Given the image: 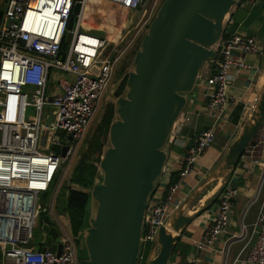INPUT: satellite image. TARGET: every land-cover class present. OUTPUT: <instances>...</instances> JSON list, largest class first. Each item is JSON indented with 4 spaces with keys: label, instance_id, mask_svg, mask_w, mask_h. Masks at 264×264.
<instances>
[{
    "label": "built area",
    "instance_id": "obj_1",
    "mask_svg": "<svg viewBox=\"0 0 264 264\" xmlns=\"http://www.w3.org/2000/svg\"><path fill=\"white\" fill-rule=\"evenodd\" d=\"M102 1L119 5L130 13L142 7L146 0ZM77 2L81 3V10L69 29ZM88 2L0 0V6L5 5L0 23V264H81L77 243L68 224L61 225L62 232L58 231L59 242H55V251L50 250L43 232L41 242L37 243L34 230L43 208L40 197L49 191L60 168L61 153H56L52 146L58 144L61 149L67 141L61 137L55 140V136L60 129L72 135L65 161L73 152L74 141L82 139L95 116L119 58L117 54L109 55L111 42L107 35H96L82 27ZM68 32L72 37L64 50L62 43ZM214 48L216 58L206 62L212 73L205 76L201 70L198 79V87L205 88L204 98L207 99L198 114L204 108L215 118L216 126L186 138L184 128L197 114L187 108L176 122L168 145L171 149L183 150L179 158L183 161L180 168H176L177 161L173 158L168 174L164 169L159 179L145 215L143 247L152 244L161 226H169L171 214L183 201L178 200L177 192L188 175L198 170L200 158L216 139L218 125L228 122L230 113L240 104H243L242 112H248L251 104L241 102L240 97L231 91L235 80L246 70L264 73L261 66L264 38L231 29L226 20L223 36ZM250 54L257 59L260 57L261 62L248 63L246 56ZM52 106L57 109L55 123L48 125ZM48 128L53 134L48 148L43 149L40 135ZM263 130L264 127L258 137L260 134L261 138L264 137ZM256 139L240 159L239 165L244 169L251 170L261 161L264 142L261 139L256 143ZM261 192H264V170L252 202ZM241 194V187L231 186L223 191L216 214L196 244L198 249L213 247L218 237L226 232ZM246 235L243 224L241 232L234 234L232 239ZM252 240L247 256L244 259L239 256L233 264H264V203L252 228Z\"/></svg>",
    "mask_w": 264,
    "mask_h": 264
},
{
    "label": "water",
    "instance_id": "obj_2",
    "mask_svg": "<svg viewBox=\"0 0 264 264\" xmlns=\"http://www.w3.org/2000/svg\"><path fill=\"white\" fill-rule=\"evenodd\" d=\"M241 3L242 0L162 2L135 53L126 93L115 102L117 118L110 125L109 145L98 165L101 178L90 189L91 214L80 239L87 256L80 260L81 264H141L145 215L168 161L165 147L189 104L190 95L198 87L201 70L206 62L216 58L214 47L223 36L228 15ZM149 4L150 0H146L141 9L126 12L132 25L140 23ZM80 10L81 3L77 2L69 29ZM71 37L68 32L66 44ZM122 48L113 43L108 46V50L115 51L113 55ZM56 113L52 106L48 125H54ZM263 127L264 84L249 118L229 144L222 161L171 214L169 226L160 227L144 264L170 263L180 232L204 211L186 214V206L200 196V189L209 180L225 177L238 167L242 155ZM52 134V129L43 131L46 137H42L41 148H48ZM63 134L60 129L55 140ZM66 138L60 151V167L69 153L72 135ZM52 148L60 147L54 144ZM43 221V236L50 250L55 251L58 230L49 214L43 216ZM60 250L59 244L58 254Z\"/></svg>",
    "mask_w": 264,
    "mask_h": 264
},
{
    "label": "crops",
    "instance_id": "obj_3",
    "mask_svg": "<svg viewBox=\"0 0 264 264\" xmlns=\"http://www.w3.org/2000/svg\"><path fill=\"white\" fill-rule=\"evenodd\" d=\"M112 7H114V5H112ZM131 21L132 19L130 18V22ZM227 21L229 22L231 29H238L243 33L263 39L264 0H242L240 6L231 10L227 17ZM123 27L124 26H121L117 30L109 29L108 31L100 30L98 27L95 30H98L97 33L106 31V35L111 34L114 39L116 38L115 41L113 39L111 43L117 45L119 43L118 41H120L119 38L122 40ZM118 36L119 38L117 39ZM113 52L114 50L110 51L109 55ZM246 60L248 63L252 64L256 62L257 58L255 55L250 54L246 56ZM202 73L205 76L211 74V66L206 64L202 69ZM263 82L264 73L256 72V70L243 71L235 80L231 91L240 97L241 102H249L251 106L248 108V112H242L240 118L237 120H233L234 115L232 112L230 113V119L228 122L223 121L218 125L215 141L200 158L197 165L198 170L191 175H188L182 183L178 194L179 199L184 200L190 196L210 172L220 164L229 144L237 137L244 122L249 118L263 86ZM50 89L53 90V88ZM205 91V88L197 87L195 92L189 97L190 101L187 110H194L197 114L194 115L192 121L184 128V136L186 138L194 137V135H197L199 132L208 129L209 127L216 126V124H214L215 118L204 111V108L203 112L201 111L198 114L200 110L199 108L205 107L207 103V99L204 98ZM108 93H110V91ZM262 133L264 134V130ZM261 139H263L264 142V137L261 138L260 134L255 142H260ZM181 153L178 155L175 154L172 158L168 159L165 168L167 174L168 168L173 164V158L177 161L175 167L180 168L183 158L182 160L179 158L183 155V150ZM260 157V163L252 167L251 170L244 169L238 165L233 172L227 174L225 177L209 180L200 189V196L186 206L185 213L194 214L199 209H203V214L180 232V239L176 244L174 254L169 264H224L225 260V264H233L239 256L241 259H244L247 256L254 240L251 241L252 228L264 203V192H261L258 199L252 202L259 186L261 173L264 170V146L261 149ZM99 171L98 167L96 176L101 173ZM166 178L167 175L163 177V180L165 181ZM231 186L241 187L242 194L238 197L235 203L226 232L220 236L213 247L205 250L198 249L196 244L203 238L206 226L216 214L223 191ZM72 188L78 189L80 187L77 184H72ZM254 207L256 208L252 210ZM54 215L55 217L57 216L56 220L58 225L61 223L59 221L60 219L65 221L64 217L66 215L64 213L58 215L54 213ZM243 224L245 225V232L247 235L242 238L232 239L234 234H239L241 232ZM53 225L56 227L54 222ZM68 225L69 231L72 233L71 221ZM223 249H226V251L228 250L227 254L226 251L223 252Z\"/></svg>",
    "mask_w": 264,
    "mask_h": 264
},
{
    "label": "rangeland",
    "instance_id": "obj_4",
    "mask_svg": "<svg viewBox=\"0 0 264 264\" xmlns=\"http://www.w3.org/2000/svg\"><path fill=\"white\" fill-rule=\"evenodd\" d=\"M163 1L164 0H150V4L145 12V16L140 21V23H138V25L135 27L132 34L128 32L129 25L131 24L130 18L126 16V10L121 8V6L119 5H114V7H112V5H110L109 3L104 2L102 0H98L99 3L96 1V4L95 3L94 4L95 6H99V8H101L99 13L96 15H85L84 16L82 27L87 31H90V30L94 31L96 35H100L103 37L106 36V31L97 33L98 30L96 31L95 30L96 28L99 27L100 30L108 31L109 29L117 30L121 26H124L122 30L123 39L121 40V45L123 48H126L130 44L132 45L130 46V50L128 51L129 55L127 54L128 56L126 55L121 56L118 62L116 63L112 81L110 85L106 88L104 92V96L101 97L97 112L95 116L91 119L88 125V128L86 132L84 133L82 139L79 141H74L73 152L68 155V157L63 162L62 166L58 169L57 174L50 186L49 191L46 193H43L42 196L40 197V201L43 200V208L41 211V216L37 221V226L34 230L35 240L37 243L41 242L42 240V232H43V225H44L43 216L46 214H49L52 218V221L56 225L58 231L60 232H62L61 225L65 227L66 224H69V222L71 221L72 233L77 243V256L80 260L87 256L86 250L82 249L80 246L81 233L75 230L74 228L73 223L76 222V217L68 209H66L65 199L63 198L62 193L65 191L66 186L69 183L73 167L78 162L83 151L86 149L84 153L88 154V156L91 155L90 153L92 150L90 151L88 149L89 144L91 145L93 143L94 145H96L99 142L105 141L106 145L107 146L109 145L107 141L109 138L107 139L106 137V132L108 129L104 131L102 127L106 126V122H104V120H106L107 118L108 108L112 104L115 105V102L117 100V96L115 95V92L118 86L120 85L123 79V76H124L121 69L123 65L124 67H128L132 65L135 53L137 51V47L140 46V43L143 37L145 36L150 23L152 22L154 16L156 15ZM4 8H5V5L0 6V13L4 12ZM140 29H143V30L139 33ZM118 38L119 36L117 37V39ZM127 59H129V61L126 64ZM256 61L261 62V58L259 57ZM263 64H264V59L261 64L262 68H263ZM50 91L51 90L49 89L48 92ZM109 91L110 93H108ZM32 110L33 109L30 108V111ZM115 117L117 118V116ZM42 137L43 139L46 137L45 135H43V130L40 135L41 141H42ZM66 137H67V134L65 133L61 136L62 139ZM165 150H167V152L171 156L175 154L178 155L182 151L179 148L171 149L169 145H166ZM54 151L56 153H60L61 149L57 148V149H54ZM96 164L97 166L99 165V163H96ZM100 178H101V173H99L98 176H96L95 181H98ZM255 208L256 207H254L252 210H254ZM52 209L54 210V213H56V215L60 213H64L66 215L64 217L66 223L62 219H60L59 221L61 223L58 225L57 220H56L57 216L55 217L54 213L52 212ZM90 214H91V209H90L88 216H90ZM57 241L59 242V239ZM150 247L151 245H146L142 247L141 264L145 263V260L150 252Z\"/></svg>",
    "mask_w": 264,
    "mask_h": 264
},
{
    "label": "trees",
    "instance_id": "obj_5",
    "mask_svg": "<svg viewBox=\"0 0 264 264\" xmlns=\"http://www.w3.org/2000/svg\"><path fill=\"white\" fill-rule=\"evenodd\" d=\"M2 16L3 12L0 13V23ZM62 48L64 50L68 48V44L65 43V40L62 43ZM138 48L139 46L137 47V50ZM128 61L129 59L126 60V64ZM130 69L131 66L124 67V65L121 69L124 76L115 92L117 98L124 96L126 93V83ZM242 111L243 104H240L233 112V120L240 118ZM107 113V118L104 120V122H106V126H103L102 129L104 131L108 129L106 132V137L108 139L110 125L116 119L115 116H117L114 104L108 108ZM107 141L109 144V139ZM106 146L105 141L99 142L96 145L93 143L91 145L89 144L88 149L90 151L92 150L90 153L91 155L88 156V154L84 153L86 149L83 151L84 155L83 153L81 154V156H83H80L78 162L73 167L69 183L67 184L65 191L62 193V196L65 199L66 209H68L76 217V222L73 223L74 228L79 231L81 235L82 231L88 226V215L90 212V189L96 182L95 178L98 170L96 163L100 162ZM72 184H77L80 188H72ZM67 191H69V194H67Z\"/></svg>",
    "mask_w": 264,
    "mask_h": 264
},
{
    "label": "bare ground",
    "instance_id": "obj_6",
    "mask_svg": "<svg viewBox=\"0 0 264 264\" xmlns=\"http://www.w3.org/2000/svg\"><path fill=\"white\" fill-rule=\"evenodd\" d=\"M96 1H98V0H89L88 4L86 5L84 16L85 15H96L99 13L101 8H99L98 6H95L94 3H96ZM83 21H84V19H83ZM107 37L110 40V42L113 40V36L111 34H108ZM263 84H264V82H263ZM180 189H181V187L179 188V190ZM179 190L177 192V198H178ZM178 200H180V199L178 198Z\"/></svg>",
    "mask_w": 264,
    "mask_h": 264
},
{
    "label": "flooded vegetation",
    "instance_id": "obj_7",
    "mask_svg": "<svg viewBox=\"0 0 264 264\" xmlns=\"http://www.w3.org/2000/svg\"><path fill=\"white\" fill-rule=\"evenodd\" d=\"M142 7H140L139 9H141ZM131 24L129 25V29H128V32L129 33H131L132 34V32H133V30L135 29V27L136 26H134V25H132V21L130 22ZM143 29H140V31H139V33L142 31ZM122 39H123V36H122ZM119 43L117 44V46H121L122 47V45H121V40L120 41H118ZM132 44H130L129 46H127L126 48H122L119 52H117V55H119V58H118V60L120 59V57L121 56H123V55H126L127 56V54H128V51L130 50V46H131ZM113 49H109L108 50V53H110V51H112ZM115 53V51L113 52V54ZM113 54H111V55H113Z\"/></svg>",
    "mask_w": 264,
    "mask_h": 264
}]
</instances>
